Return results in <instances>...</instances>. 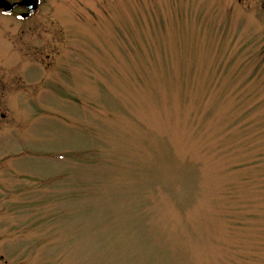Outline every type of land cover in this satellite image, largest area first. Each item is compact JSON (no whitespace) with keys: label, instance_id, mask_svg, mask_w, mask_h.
Wrapping results in <instances>:
<instances>
[{"label":"rangeland","instance_id":"374dc122","mask_svg":"<svg viewBox=\"0 0 264 264\" xmlns=\"http://www.w3.org/2000/svg\"><path fill=\"white\" fill-rule=\"evenodd\" d=\"M261 1L0 18V264H264Z\"/></svg>","mask_w":264,"mask_h":264},{"label":"flooded vegetation","instance_id":"af4514ba","mask_svg":"<svg viewBox=\"0 0 264 264\" xmlns=\"http://www.w3.org/2000/svg\"><path fill=\"white\" fill-rule=\"evenodd\" d=\"M43 7V0H0V18L22 23L35 18ZM259 11L264 13V0Z\"/></svg>","mask_w":264,"mask_h":264}]
</instances>
